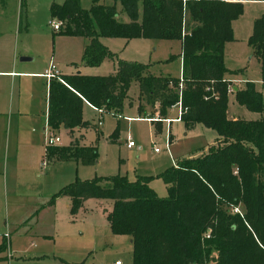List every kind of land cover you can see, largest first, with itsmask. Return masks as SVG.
<instances>
[{
	"label": "trees",
	"instance_id": "1",
	"mask_svg": "<svg viewBox=\"0 0 264 264\" xmlns=\"http://www.w3.org/2000/svg\"><path fill=\"white\" fill-rule=\"evenodd\" d=\"M48 9L50 17L61 22L58 34L86 40L81 55L86 67L111 57L100 37L178 41L181 83L179 78L156 76L145 65L125 61H117L107 76L50 79L46 126L53 132L66 131L69 143L45 149L46 160L93 165L95 147L78 145L81 129H96L82 120V108L87 105L102 114L112 111L118 117L132 82L137 84L140 118H152L155 108L163 117L179 101L185 129L201 125L218 137L203 154L180 160L156 176L165 186L164 198L148 187L147 177L75 180L56 193L69 199V214L75 215L88 199L110 200V210L103 211L105 220L112 234L130 239L132 264H264V118L226 117L230 83L225 78L229 72L223 65V47L232 41L230 24L241 15L242 3L90 0L88 10H83L79 0H61L51 2ZM120 14L127 22L118 20ZM247 44L259 61L264 87V16L253 22ZM231 89L237 106L264 114L253 83ZM237 206L241 213H232Z\"/></svg>",
	"mask_w": 264,
	"mask_h": 264
},
{
	"label": "rangeland",
	"instance_id": "2",
	"mask_svg": "<svg viewBox=\"0 0 264 264\" xmlns=\"http://www.w3.org/2000/svg\"><path fill=\"white\" fill-rule=\"evenodd\" d=\"M51 2L58 4L61 0H22L20 33L23 32L26 23L27 31L23 32L25 38L39 49V53L45 57L47 63L51 54L55 53L56 58L53 57L52 61L61 64L64 73L66 69L63 66L74 57L70 53L74 50L71 42H75V57L78 60H74L76 63L72 71L91 70L79 65L80 39H70L57 32L54 34L51 32L48 22L55 20L49 15L48 8ZM18 3L19 0H7L5 8L0 9V15L8 18L12 14L17 15ZM79 6L83 10H88L90 0H79ZM116 9L120 10L118 4ZM263 16L264 2L242 4L241 15L230 24L232 41L224 44L223 65L229 72L225 78L231 75L240 80L237 81L238 83H231L232 85L241 87L242 82L253 83L264 106V87L260 84L259 61L252 55L247 44L253 22ZM118 20L125 23L127 18L120 14ZM20 39L21 36L19 41ZM98 41L105 46L111 56L105 58L94 69L100 73L96 74L98 76L112 74V64L115 65L117 61L145 65L153 75L177 78L180 74L178 41L141 38L125 40L106 37H100ZM229 99L232 100V97ZM139 102L137 84L132 82L118 117L113 116L112 111L104 113L100 116L97 129L89 127L80 130L82 138L78 140V145L95 147L96 160L93 165L84 166L78 162L50 164L43 154L45 149L44 132H42V155L32 156L30 172L21 173V183L17 186L19 194L37 192L38 197L35 198V202L38 206L35 212L29 214L31 210L28 209V203L31 200L26 199L24 195H20L19 200L12 198V184L7 178L5 189L2 186L0 191V234L8 237L10 235L8 247L12 256L7 262L2 260L0 264H112L115 261L120 264H132L128 238L112 234L101 214L103 208H110V200L87 201L76 216L72 217L67 212L68 199L56 196V193L61 187L75 180L118 175L128 181H134L136 177L150 178L148 187L158 198H164L166 196L164 185L156 176L169 168L171 163L194 157L201 152L203 154L215 144L217 138L215 131L201 125L185 129L179 121H171L169 124L160 122L162 119H174L176 107L166 109L163 117L158 116V108H155L153 117H157V121L152 123L138 119L141 117L137 113ZM230 102L226 109V117L229 119L254 121L264 118V114L249 112ZM40 109L43 111V107ZM40 116L43 118L41 114ZM81 116L91 126L97 125L99 115L90 108L83 107ZM43 120L45 122V119ZM45 125L43 124V127ZM113 132H115L113 140L109 141L107 138ZM54 134L60 138V144L56 147L68 144V137L63 129H58ZM95 135H98L96 142ZM75 136L78 134L75 133ZM127 137L133 143V148L130 150L124 147V140ZM154 149L157 151L154 152ZM3 160L5 162V158L2 159L1 156V162ZM42 160L46 162V167L43 169L39 167ZM231 210L232 213H241L242 208L237 206ZM30 217L29 222H23ZM28 230L31 232V237L27 235L24 237L23 233L30 234ZM3 245L5 244L0 239V248ZM6 253V249L0 252L3 258ZM214 254L215 252L210 248V255L215 256Z\"/></svg>",
	"mask_w": 264,
	"mask_h": 264
},
{
	"label": "crops",
	"instance_id": "3",
	"mask_svg": "<svg viewBox=\"0 0 264 264\" xmlns=\"http://www.w3.org/2000/svg\"><path fill=\"white\" fill-rule=\"evenodd\" d=\"M6 1L7 0H0V9L5 8ZM244 3L246 2H242V4ZM21 4H22V0H19L18 3L19 8L17 15L12 14L10 18L5 17L4 15H0V191L2 189V186H4L5 189V182L7 178L8 181L12 184L11 195L13 199L19 200L20 199L19 196L24 195L26 199L31 200V202L28 203L29 205L28 209L31 210L29 212L30 214L31 212L32 213L35 212V210L37 209L38 205L37 202H35V198L38 197V194L37 192H24V194L22 193L19 194L18 192L20 191L17 190L18 188L17 186L19 183H21L20 182L21 173L23 171H26L28 173L30 172V166L32 165L31 162L32 156L39 155L41 157L42 155V132H44L45 130L44 128L47 127L46 125L43 127V124H46V109H47L46 100H47V86L49 82V80H47L43 76V74L47 70L49 64L52 63L53 66L55 67V70L58 73V77L74 75V74H80L85 76H98L96 74H100V73H98L94 69L98 67L104 61V59L96 67H87L91 70H87V71L78 70L77 72H75L76 71L75 69V71H72V67L76 63V61L74 60H78V59H76L75 57L76 44L75 42H71L73 43L72 45H74V50L71 51L70 55L73 54L72 56L74 57H72L73 59L68 60L67 65L65 64L63 66L66 69L65 73L64 70L62 71L61 64L53 63L52 61L54 60L53 57L56 58L55 53L51 54L52 56L50 57V60L47 63L45 57L39 53V49L35 47L30 42L29 39L25 38V35H23L24 34L23 32L27 31L26 23L23 26L24 27L23 32L20 33L21 14H22ZM51 32L53 31L51 30ZM19 36H21L20 41H19ZM69 38L81 40V42L78 40L79 52H80L79 55L80 58L78 62L79 65H81L82 67H86L81 64L82 50L84 45L86 44V40L79 37H69ZM101 45L104 46L103 44ZM179 55H180V44H179ZM40 60H42L41 61L42 63H40ZM46 65L48 66L46 67ZM179 65L181 70L180 57H179ZM112 69H113L112 71L113 73L115 69V65L113 64H112ZM179 77L180 74L177 78ZM227 80H229L230 86L233 87V90L236 87H240L231 84V83L235 84L240 82L239 79H235L233 76L229 75ZM230 97H232V94L229 95L228 102L231 101L230 102L231 104L237 106L233 102V98L232 100L229 99ZM40 107H43V111L40 109ZM44 107H45V111H44ZM83 107H87L93 110L91 107L87 105H84ZM94 112L96 113V115H98L96 111ZM40 114L43 116V118H41ZM43 119H45V122ZM138 119L145 120L146 122H151V123L154 122V121L146 120L149 118H138ZM97 127L98 125H96V129ZM64 132L66 133V131ZM107 139L109 141L111 140L109 139V137ZM215 141L216 144L218 141V137L215 139ZM68 143H69V139H68ZM44 152L45 150L43 151V154ZM200 154L194 155V157ZM1 156L2 159L3 157L5 158V162L4 160L3 162H1ZM47 160L50 162V164L63 163L61 161L55 160L53 157ZM67 162H73V161H67ZM170 167H175V163H171ZM37 177L38 176H36V178ZM64 198L68 199L67 197ZM90 200L92 199L86 200L79 210H81L84 204ZM68 208H69V199H68L67 212H68ZM110 208L102 209L101 214L104 216V219H105V213H103V211H109ZM79 210L76 212V214L79 212ZM76 214L75 215L69 214V216L74 217L76 216ZM24 220L25 221L23 222H29L31 220V217ZM17 225L19 226V223ZM28 231L30 232V230ZM23 235L24 237H26V235L28 237H31V232L29 235L27 233H23ZM9 238L10 235L9 237L7 236V238H5L3 234H0V239L4 242L5 249L7 252L4 258L0 254V263L2 262V260H5L7 262L10 258H12L8 247ZM128 240L130 243L129 238ZM33 256H37V255H33ZM33 258L35 259V257Z\"/></svg>",
	"mask_w": 264,
	"mask_h": 264
},
{
	"label": "built area",
	"instance_id": "4",
	"mask_svg": "<svg viewBox=\"0 0 264 264\" xmlns=\"http://www.w3.org/2000/svg\"><path fill=\"white\" fill-rule=\"evenodd\" d=\"M222 1H224V2H241V3L242 2H245L243 0H222ZM48 25H49L50 29L53 32H57L59 30V28L61 27V22L58 21V20H54L53 22H48ZM43 76L47 80L56 79L59 82H61V80L58 77V73L55 70V67L53 66L52 63L49 64V66H48L47 70L44 72ZM179 83H181V78L180 77H179ZM231 92H232V89H231L230 86H228L227 89H226V93L227 94H230ZM173 107H176L177 108L176 117L174 119H162V120H160V122H164L166 124H169L171 121H173V122L174 121L175 122L176 121H180V115H181L180 102L178 101L176 104H174L170 108H173ZM92 109L94 111H96L98 113V115H99L98 122H97V125H99V119H100V116L102 115V112H101L100 109H94V108H92ZM146 120L147 121H157V117L156 118L152 117L151 119H146ZM54 133L55 132L49 130L47 127L45 128V130H44V149L56 147V146H58L60 144V138L56 134H54ZM124 146H125L126 149H130V148L133 147V143L130 140V138L127 137L125 139ZM165 147H166V143H165ZM156 151L157 150L154 149V152H156ZM39 167L42 168V169L45 168L46 167V162L42 160L40 162V164H39ZM4 237L7 238V235H4ZM112 264H120V263L118 261H115Z\"/></svg>",
	"mask_w": 264,
	"mask_h": 264
}]
</instances>
